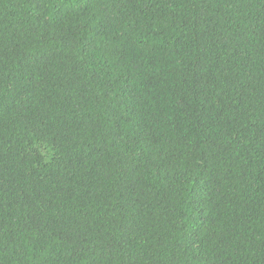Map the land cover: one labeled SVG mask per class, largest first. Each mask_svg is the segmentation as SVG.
<instances>
[{
  "label": "trees",
  "instance_id": "trees-1",
  "mask_svg": "<svg viewBox=\"0 0 264 264\" xmlns=\"http://www.w3.org/2000/svg\"><path fill=\"white\" fill-rule=\"evenodd\" d=\"M0 264H264V0H0Z\"/></svg>",
  "mask_w": 264,
  "mask_h": 264
}]
</instances>
